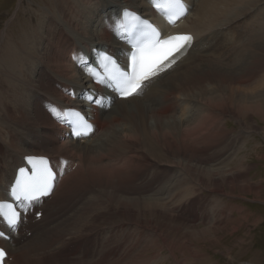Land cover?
Masks as SVG:
<instances>
[{
  "label": "bare ground",
  "instance_id": "bare-ground-1",
  "mask_svg": "<svg viewBox=\"0 0 264 264\" xmlns=\"http://www.w3.org/2000/svg\"><path fill=\"white\" fill-rule=\"evenodd\" d=\"M184 1L189 7V14L181 23L179 22L178 28L173 30V32L192 33L196 39L193 49L184 60L170 71L147 83L140 95L126 100H118L117 95L109 92L105 85L97 83L98 86H95L92 78L87 73V68L95 64L94 47L100 50H108L126 62L129 47L111 30L112 21H115L118 16L122 19V11L126 8L132 9L146 19H151L159 26H164L166 32L169 30L170 27L165 24L160 14L152 7L151 0H57L55 12L46 8L47 10H44L40 15L41 18L38 23L40 31L34 26H29L31 28L29 36H26L27 34L22 36L21 34L23 39L18 40L19 42L14 38L7 42L10 50H12V58L11 54L8 57L13 62L9 61L12 63L4 65L3 62L6 60H2L3 64H0L2 67H0V83L3 86L6 84L5 91L2 90L3 88L0 89V95L3 96L0 99V106L4 105L3 112H0V200H6L7 186L14 178L17 169L23 166L25 157L42 155L45 157L51 156V158L58 160L59 156L68 162L67 170L59 189L55 190L43 207L39 205L44 212L42 221L30 223L26 226V230H30V232L34 230L35 235H37L49 222H52V206L56 209V215L53 217L57 216L62 224L69 223L76 216L77 218L82 217L81 213L92 206V203H95L96 199L93 192V198L92 196L90 197L93 185L100 187V184H102V180L99 177L96 179L93 177L96 184L91 183L92 179L89 180V176H93L92 173L96 174L101 171L102 165L100 166V163L95 160L98 154L104 156L112 154V158L119 157L123 158V160L128 155L125 160L126 163L119 165L123 166L129 163L127 166L132 169H137L138 165L141 166L138 161L146 163V166L143 164L145 168L155 167V171L149 176L150 178L146 177L147 183L144 178L137 183L138 175L133 176L126 172L127 174H124L126 175L124 178L120 175L121 173H118L120 177L116 183H119L121 189L125 192L124 196L127 195L129 197L122 198L123 207L119 217L123 218V214H126L130 219H135L139 223L141 219L138 217L145 216L143 215L146 212L145 208H151L152 202L150 203V200L159 201L161 205H158V207L162 208L165 213L169 212V210L164 207V202L171 197L172 205L179 206L178 209L182 210L183 213H187L188 208L190 217L198 218L200 215L192 213L193 211L196 212L198 209L203 208V210L201 209L202 214L207 212L204 211V206L201 205L202 200L193 202L194 199L190 195L193 189L197 188L193 192L196 196L198 194L196 192L203 187L215 191H220L224 186H230V190L236 189V187L239 190L245 189L243 184H246V182L240 173L244 172L242 167L239 170H236V168L225 170L226 168L219 167L208 169V171L205 168L202 169V167L208 164H205L208 159L204 161L206 153L212 152L213 156H211V159L212 157L214 158V150L218 148L215 141L217 135L227 132L225 139H230L231 142L234 141L226 128V123H223V118L236 120L239 124H246L244 130H248V125L252 124L254 117H264V18L261 17L262 15L264 17V14L260 12L256 15L259 17L262 14L260 16L261 19L259 17V21L255 25L259 29V33L256 34L263 33L260 38L258 36L259 39L255 38V40H258L254 41L252 39L253 41L250 43H240L241 46L239 45V47L235 46L236 44L234 46L230 45L233 44L231 38L235 37V35L232 36L235 32L234 29L240 25V22L251 11H256L255 9L258 7L263 8L264 0H251L252 5L245 10L236 6L234 0H200L198 5H194L196 0ZM138 2L143 6L138 5ZM71 4L73 5L71 6ZM253 8L255 9L252 10ZM247 12L249 13L247 14ZM54 18L57 20H52ZM52 22L54 24H51ZM248 24L251 25V23ZM162 26L161 28L163 29ZM222 36H226L225 38L230 42V44H227L230 51L228 53L225 52V56L230 55L228 57L231 58L232 52L235 54L234 52L237 50L235 47L239 48L236 53L238 61L233 63L232 66L228 64L224 66L222 60L220 61V55L218 60L214 58L215 54H213L212 61L206 58V56H212V54L207 55L208 53H204L207 52L205 49L210 47L208 51H212L211 49L215 46V40L219 37V42H221ZM252 37L254 38L255 36L252 35ZM209 38L213 41L211 42ZM258 41L260 45L256 43V46H252L254 50L250 54V60L256 57L257 62L254 61L260 65V70L254 67V70H252L251 64L253 61L251 64H241L245 61L244 59L248 54L245 49L250 44L253 45L254 42ZM213 50L215 51V49ZM249 50L247 49V51ZM77 56H80L82 60L86 59L87 66L82 61L78 62L75 59ZM224 57L221 59L224 60ZM202 60L211 63L209 65L211 72L205 76L203 74L205 67L202 64ZM51 63H55L56 66H51ZM237 64L241 65V67H233L237 66ZM188 70H193V73H196L191 74ZM203 76L214 83V88L205 89L207 90L206 92L201 91L202 88L201 90H199V87L197 88L194 79ZM197 79L199 80V78ZM201 79L200 81H202ZM247 79L251 81H246ZM202 83L204 84V82ZM249 84L250 86H245ZM254 84L256 86L252 87ZM235 86L237 88H234ZM241 87H246L244 90L249 93L238 91L237 89ZM250 92L252 93L250 94ZM85 95L102 99L105 105H107L105 103L106 99L110 96L112 100L111 108L100 105L96 107L87 100L85 101ZM4 98L5 101L3 102ZM73 107L86 115L89 121L94 124V135L78 139V141L71 140L69 127L66 121H61L59 111L62 108L72 109ZM218 117L222 120L218 121ZM255 123L253 122L252 126ZM101 124L104 125L102 126ZM256 124L254 128L259 130L261 127L258 126V123ZM100 125L103 130H101ZM6 127H9L7 128L8 130ZM260 131L264 133V128ZM148 141L153 145L148 146ZM209 141L213 144L210 148L208 147L210 145ZM212 149L214 150L212 151ZM137 153L141 154L139 158L134 155ZM238 159L240 160V157ZM111 161H115V164H118L117 159ZM75 165H77V168L79 166V168L73 170ZM143 166L141 168H144ZM174 168L177 170H174ZM179 170H183V174L181 173L180 178L179 175H177L178 177L176 176L178 185L174 186L177 188L175 187L174 190L169 192L172 185L167 183L165 186L163 182L170 173L175 174V172H180ZM83 173L88 175L82 178ZM159 173H161L160 176L157 175ZM188 174L190 177L193 176L191 178L192 182H188L185 179L184 176ZM61 176L62 172L60 173V178ZM80 176L82 177L79 187L65 186L67 179L70 178L66 185L70 184V182L75 184L76 179ZM162 178H165V180ZM160 187L164 190L161 191ZM90 188H92L91 191ZM175 190L176 193L174 192ZM102 191L104 192H102V197L108 201H111L115 197V191L117 192L114 188L110 189V191L108 189ZM151 192H155L153 194L155 197L147 198L150 197L147 194ZM87 193L89 196L85 198ZM179 193L181 197H179ZM176 195L178 205L174 199ZM65 196L68 197L73 208H68L64 211L58 206ZM119 196L121 197V195H118V200ZM142 196L145 197L141 198ZM181 200L183 201L181 202ZM86 201L89 203L82 208L81 206ZM142 201L143 203H141ZM155 204H153L154 207ZM121 206L119 205V209ZM80 208H82V212H80ZM156 209L152 210V212L159 214L158 209ZM76 213L79 214L73 218ZM153 213L150 214L152 215ZM28 215L26 214V216ZM64 218L66 219L63 221ZM78 223L79 220L74 221L76 226L69 231V235L84 236L83 238H86L84 242L89 245V241L92 240L89 239V236L99 230L90 229L89 224L84 229L79 227ZM147 224L151 226L153 223L151 224L147 220ZM56 229L59 230L61 228L55 225L53 232ZM103 232L101 231V233ZM14 233L16 235H13L10 241L0 240V245L5 247L13 258L11 264L31 263L34 259L44 255L43 253H49L47 252L48 250L40 251L39 244L35 241L36 237L39 236H34L22 244L23 238L21 234L24 231H21L19 236L17 235L18 229ZM62 233L60 232L61 235ZM75 240H77V237L71 236L64 241V244L75 242ZM86 248L88 249V247ZM75 249L60 250L56 253L57 258L61 261H70L72 256L77 255L74 253L77 252L78 247Z\"/></svg>",
  "mask_w": 264,
  "mask_h": 264
},
{
  "label": "rangeland",
  "instance_id": "rangeland-1",
  "mask_svg": "<svg viewBox=\"0 0 264 264\" xmlns=\"http://www.w3.org/2000/svg\"><path fill=\"white\" fill-rule=\"evenodd\" d=\"M56 1L57 0H0V64L1 65L3 63L4 65H9V63L11 64L13 62V60L9 58L10 57L9 54H11V58H12V50H10V47L7 42H10L11 38H14L16 41H18L20 39H23L22 37L23 35L27 34L26 36H29L31 31L30 30L31 28L29 26L31 27L34 26L40 31L39 29L40 27H38L39 26L38 23L41 18L40 15L43 13L44 10L47 9H52L51 11L55 12L54 10H55ZM251 2H252L251 0H236V1L234 0V4L238 7H242L244 10L252 5ZM199 3L200 0H196L194 5H198ZM72 5L73 4H71V6ZM138 5H142V4L138 2ZM254 9L255 8H253L252 10ZM263 9L264 7L263 8L258 7L257 9H255L256 11H251L250 14H248L250 11L247 12L248 14L247 17L240 22V25H238L237 28L234 29L235 32L234 34H232V36L235 35V37L232 38L230 37L233 40V44H230L228 39L225 38L226 36H222L223 38L221 37L222 39L221 42H219L220 38L218 37L219 39L217 38L215 40L216 41L214 42L215 46H213L214 48L211 49L212 51H208L211 47L205 49V51L207 52L204 53H208L207 55H209L210 53L212 54V56L209 55L206 56V58L212 60V58L214 57L213 54H215L214 58L218 60H219L218 57L220 55V61L222 60V64L224 66H226L227 64L229 66H232L233 63H236L238 61L236 53L237 50L239 49L237 47H239L240 43L241 44L243 42H245V44L250 43L253 41L252 39L256 41L260 38V35L263 34L261 33L257 35L259 33V29L255 27V25H257L259 21V17L262 14H260L259 17H257L256 15H258L260 12L264 14V11H262ZM261 17L264 18L263 15ZM52 20H57V19L54 18ZM245 20L247 21L245 22ZM248 23H251V25ZM51 24H54V22H52ZM245 26H247L248 28ZM252 26L253 28H251ZM248 35L249 38L247 39ZM252 35L255 37L253 38ZM256 37L258 39L255 40ZM210 41L212 42L213 40L210 39ZM259 41L254 42L253 45L250 44L249 47L245 49V51L248 54L246 53L247 55L244 59L245 61H243L241 65H244V63L251 64L253 61V63L251 64L252 70H254V68L256 69L260 68V65L256 64L257 62L256 57L255 59L253 58V60L252 59L250 60L251 57L250 54L254 50L252 46H256V43L259 44ZM227 44L233 46L236 44L235 46L237 47L235 48L237 50L235 49L236 50V52H234L235 54H233L232 52V54L235 55L236 57L233 56L231 53L230 54L232 59L228 57L230 55L225 56L226 53L230 51L228 48L229 46ZM213 49H215V51ZM247 49L250 52L247 51ZM8 51L9 53H7ZM223 57L224 60L221 59ZM2 60L3 61L6 60V61L2 63ZM229 60H231L230 63ZM202 64L205 67L203 69L204 76L210 74L211 67L209 65H211V63L202 60ZM238 65L239 64L233 67H237V68L241 67V65L239 66ZM51 66H56V65L55 63H51ZM207 66L209 67L207 68ZM188 71L191 74L196 73V72L193 73V70L192 71L188 70ZM204 76L197 77L199 78V80L197 78H195L194 80L197 85V88L199 87L200 88L199 90H201L202 88L201 91L206 92L207 90L214 88V83L208 80L207 78H204ZM200 78H202L201 79L202 81H200ZM246 81H251V80L247 79ZM202 82H204V84ZM5 86L6 84L3 86V84L0 83V89L3 88L2 90L5 91ZM245 86L248 87L250 86V84ZM254 86L256 85L254 84L252 87ZM234 88H237V86H235ZM244 89H246V87L245 88L241 87L237 90L240 92L243 91L245 92L246 90ZM70 92L72 93V91ZM245 93H249V92L246 91ZM251 93L252 92H250V94ZM1 98H3V96L0 95V99ZM4 101L5 98L3 102ZM0 110H1L0 112H3L4 105L0 106ZM190 116H192V114H190ZM254 118L252 119L253 120L251 122L252 124L248 125V130L245 129L246 131L244 130V126L246 127V124L245 125L239 124L238 122H236V120L223 118L224 120L223 123H226V128L229 130L231 139L233 138L232 140L234 141L231 142L230 139H225L227 137V132L223 133L222 135H217L215 137V141L217 143L216 146L218 148L215 150L212 149V151L214 150L215 155L217 156L214 155V158L212 157L211 159V156H213V154H211L212 152H208L210 156L208 155V153H206L207 155H205L204 161L208 159L207 161H205V164L206 163L208 164H206L207 166L203 165L202 167V169L205 168V170L207 171L208 169L219 168V167H222L224 169L226 168L225 170H228L229 168L230 169L236 168V170H239L242 167V170L244 172H240L242 174L240 175L242 178L245 179L246 182V184H243V186L245 187L244 190H239V188L237 187L236 189L230 190L231 188L230 186H224L223 189L220 188L221 189L220 191H215L203 187L199 191L197 190L198 192L196 193L198 194L196 196L195 193L193 192L197 188L193 189V191L190 192V195L194 199L193 202H199L200 200H202L201 205L204 206V211L207 212L202 214L201 211L203 210V208H201L202 210L198 209V211L196 212L193 211L192 213L194 214L198 213V216L200 215L198 218H194V217L191 218L190 213L188 212V208H187V213L185 212L183 213L182 210L178 209L179 206L172 205L171 197L168 199V201L164 202V207L165 208L167 207L166 209L169 210V212H165V213L162 211V208L158 207V205L159 206L161 205L159 201L155 199L154 201L150 200V203L152 202L151 208L153 209L151 208L147 209L143 206L146 212L143 214L145 216L138 217L141 219L139 223V221L137 222V220L135 219L134 220L130 219L126 214H123L125 218L119 217V214L122 213L121 210L123 207L122 198L123 197L129 198V197L127 195L124 196L125 192L121 189L120 184L116 182L117 179L120 177V175H122L125 178L126 175L124 174L130 173L133 176L138 175L137 178L139 179H137L138 181L137 183L141 182L142 178H144L147 183L146 177L150 178L149 176H151V173L155 171V167L153 166L152 168H145L143 164L146 166V163L137 160L138 164H140L144 168H141V166L138 165L137 169H132V168H128L127 164L129 163L124 164L123 166L119 165L122 163H126L125 160L128 158V155L125 156L124 157L125 159L123 160V158H119V157L112 158L113 156L112 154L109 156L98 154L96 156L97 158L95 157V160L100 163V166L101 165L104 166L103 168L101 166L100 172L96 174L92 173L93 174L92 177L89 176V180L91 179L93 180V182L91 180L92 184H96L94 180L98 177L101 178L100 180H102L101 182L102 184H100V187L93 185V189L90 188V191L92 189L90 197L92 196L93 198L92 195L93 192L95 194L94 198L96 199L95 203H92V206L88 207L87 210L81 213L82 214L81 218H77V216L74 218V216L78 215L79 213L74 214L73 215L74 219L67 224H62L61 221L57 218V216L53 217L54 215H56V209L54 206H52L51 207V212L53 214L51 216L52 222H49L47 226L42 229V231H39L37 233V235H35L36 233L33 231V235L31 237L33 238L34 236H39L36 237L35 241L38 242L40 251L48 250L47 252L49 253H43L44 255L39 256L40 258H36L34 259L33 262L26 264H264V133L263 131H260L262 128H264V117L261 118L254 117ZM220 120L222 119L218 117V121ZM253 122L258 123V126L261 128L259 130H256L254 126H256L257 124L255 123L254 126H252ZM101 125L103 126L104 124ZM101 125L100 128L101 130H103ZM7 128L9 127H6V129ZM148 143L150 142L148 141ZM148 143H147L148 146L153 145L152 143L150 144ZM210 145H208L209 148L213 146L211 142ZM134 155L138 158L141 156L140 153ZM206 156L209 157L210 159L207 158ZM237 157L238 158L240 157V160ZM115 159L118 160L117 161L118 164H115V161H111ZM105 164L107 165L108 168L111 167L112 169L111 168L108 169ZM9 166H10V162H9ZM118 167L121 170H119ZM76 168L77 165L73 167V170H76ZM174 170L177 169L174 168ZM118 173L121 174L119 175ZM181 173L183 174V170L178 173L175 172V174L170 173L166 180L165 178H162L165 180L163 182L165 186L167 183L168 185H172V187H170L171 190L169 192L174 190V188L176 187L174 185H178L176 181V176L179 175L180 178ZM87 175H88L87 173H83L82 174L83 177L80 176L79 178L76 179L78 181V182L76 181L77 184L76 183L73 184L72 182H70V184H67L68 185L67 186L66 183L69 182L68 181L70 179L69 178L65 181V186L79 187L81 177L85 178V176ZM157 175L160 176L161 173ZM93 177L95 179H93ZM184 177L185 179H187L188 182H192L191 178H193V176L190 177V175L188 174L185 175ZM112 188L116 189L118 193L116 191L114 193L115 200L113 198L111 201H108L104 197H102V192H103L102 190L108 189V191H110V189ZM160 188L161 191L164 190L162 189V187ZM80 192L82 193V191ZM119 192L122 194H120ZM155 192H151L147 194L148 196H150L147 198H152V197L154 198L155 196H153V194H155ZM174 192L176 193V190ZM118 195H121V197L119 196V200H118ZM88 196L89 195L87 193L85 198H87ZM144 197L145 196H142L141 198ZM179 197H181L180 193H179ZM174 199L176 200V204H177L178 203L177 195L174 197ZM113 200L115 201V203ZM182 201L183 200H181V202ZM88 203L89 202L86 201V203L83 204L81 207L84 208L83 206L87 205ZM141 203H143V201ZM154 203H156L155 207L153 205ZM119 205L120 206L122 205L120 209H119ZM58 207L64 211L67 210L68 208L70 209L73 208L72 203L70 202L67 196H65V198L61 200L60 205ZM156 207L158 210L156 209ZM82 208H80V212H82ZM154 209H156L159 212V214L153 213L152 210ZM150 213H153L152 214L153 216ZM66 218H64L63 221ZM75 220H79V223L77 225L81 228L86 229L89 224L90 229L99 230L98 232H94L92 235L89 236V239L90 240L92 239L91 241H89L90 242L89 245H86V243L84 242V240L86 239L83 238L84 236L71 235V234L69 235V231L76 226L74 224ZM147 220L151 224L152 223L153 224L151 226H148L149 224H147ZM55 225L57 227L59 226L61 229L59 230L56 229L55 232H53ZM101 231L104 232L101 233ZM60 232L61 233L63 232L62 235L60 234ZM71 236H76L77 240H75V242L72 241L69 242L68 244H64L65 243L64 241L68 240V238ZM94 244H96L97 246ZM86 247H88V249ZM67 248H76L77 252H75L74 254L77 255L72 256L70 261L59 260L57 258L56 253H58L60 250L63 249L67 250Z\"/></svg>",
  "mask_w": 264,
  "mask_h": 264
},
{
  "label": "snow or ice",
  "instance_id": "snow-or-ice-1",
  "mask_svg": "<svg viewBox=\"0 0 264 264\" xmlns=\"http://www.w3.org/2000/svg\"><path fill=\"white\" fill-rule=\"evenodd\" d=\"M151 3L173 25L188 11L184 0H151ZM122 17L118 16L112 21L111 30L129 46L125 65H120L111 55L103 53L96 61L99 71L92 70L90 75L96 83L113 88L121 99L126 100L140 95L147 83L166 72L179 56L185 55L192 47L193 37L166 36L149 21L127 9L123 10ZM75 59L87 66L86 59L82 60L80 56ZM88 99L89 103L111 107V104L105 105L102 99L92 96ZM74 115L78 119L69 121L73 136L82 139L89 135L88 130L94 132L93 126L81 113L74 112ZM81 127L85 130H78ZM26 159L30 167L19 169L10 193L17 205H25V210L39 203L41 198L49 196L56 179L47 168L44 158L29 156ZM39 215L37 213V219ZM0 220L8 229L15 231L21 223V212L12 204L0 203ZM0 238H5L3 231H0ZM6 256V251L0 248V264H7Z\"/></svg>",
  "mask_w": 264,
  "mask_h": 264
}]
</instances>
